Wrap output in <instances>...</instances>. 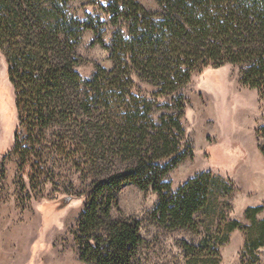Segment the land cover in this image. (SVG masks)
Returning a JSON list of instances; mask_svg holds the SVG:
<instances>
[{
  "label": "trees",
  "instance_id": "16d2710c",
  "mask_svg": "<svg viewBox=\"0 0 264 264\" xmlns=\"http://www.w3.org/2000/svg\"><path fill=\"white\" fill-rule=\"evenodd\" d=\"M73 1L0 0V49L22 118L32 128H77L94 169L74 230L80 260L139 264L140 222L112 215L122 189L134 185L158 194L151 215L164 229L205 227L198 245L183 242L188 264H219L220 248L237 229L247 234L244 264L259 263L263 206L246 209L247 226L226 216L221 198L235 191L231 180L204 171L174 190L168 176L194 155L183 89L196 72L231 64L243 85L264 91V0H156L154 11L138 0H93L100 15L85 19ZM89 30L113 67L96 65L84 78L77 50ZM135 77L153 91L145 95Z\"/></svg>",
  "mask_w": 264,
  "mask_h": 264
},
{
  "label": "rangeland",
  "instance_id": "374dc122",
  "mask_svg": "<svg viewBox=\"0 0 264 264\" xmlns=\"http://www.w3.org/2000/svg\"><path fill=\"white\" fill-rule=\"evenodd\" d=\"M138 1L149 10L158 9L156 0ZM71 7L81 19L86 13L100 15L93 0H75ZM106 30L109 44L113 27ZM94 38L93 31H86L77 50L82 62L76 69L84 78L96 65L113 67L109 52L94 45ZM8 74L9 63L0 49V264H87L79 258L74 230L95 176L77 144V128H32L17 107ZM135 80L145 95L153 91ZM183 94L189 100L183 123L194 155L169 174L173 189L212 171L235 186L221 198L229 204L227 218L250 225L246 209L264 207V91L243 85L239 68L226 64L196 72ZM157 201L154 191L129 185L120 192L112 215L140 222L145 244L139 264H188L183 242L198 245L206 229H164L151 215ZM258 218H264V209ZM246 239V231L234 230L220 248L219 264H244ZM258 253L257 264H264V246Z\"/></svg>",
  "mask_w": 264,
  "mask_h": 264
}]
</instances>
